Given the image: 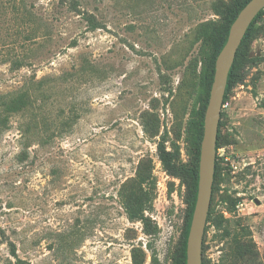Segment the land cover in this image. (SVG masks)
<instances>
[{"label": "rangeland", "instance_id": "obj_1", "mask_svg": "<svg viewBox=\"0 0 264 264\" xmlns=\"http://www.w3.org/2000/svg\"><path fill=\"white\" fill-rule=\"evenodd\" d=\"M244 1L0 0V264H180L200 73ZM217 143L203 263L264 264V15Z\"/></svg>", "mask_w": 264, "mask_h": 264}, {"label": "water", "instance_id": "obj_2", "mask_svg": "<svg viewBox=\"0 0 264 264\" xmlns=\"http://www.w3.org/2000/svg\"><path fill=\"white\" fill-rule=\"evenodd\" d=\"M264 9V0H250L231 24L214 65L213 82L204 113L200 144L197 195L186 241V264H202V245L214 183L216 142L229 72L252 21ZM254 202L259 205L257 199Z\"/></svg>", "mask_w": 264, "mask_h": 264}, {"label": "trees", "instance_id": "obj_3", "mask_svg": "<svg viewBox=\"0 0 264 264\" xmlns=\"http://www.w3.org/2000/svg\"><path fill=\"white\" fill-rule=\"evenodd\" d=\"M250 0H245L244 2H242L241 4L235 5L233 12L231 13L230 17L227 19L226 24L223 28L222 34L218 40V42L216 43L213 51L210 53V55L207 58V61L200 73V77L202 79V84H203V89H201V99L198 102V108L196 109L195 106V111H194V119L193 122L191 124V139H192V144L194 147V155H195V159H194V164L192 166V168H190L188 170V175L190 178V182H191V196H190V204H189V209H188V213H187V217H186V223H185V230H184V237H183V243H182V251H181V255H180V264H186V241H187V236H188V231H189V227H190V222H191V218H192V214H193V209H194V205H195V201H196V195H197V184H198V164H199V155H200V144H201V140H202V136H203V120H204V113L206 110V106L208 103V98H209V92H210V88L213 82V76H214V65H215V60L219 54V52L221 51V49L223 48L226 39H227V35L229 32V28L231 26V24L233 23V21L235 20V18L237 17L238 13L241 11V9L249 2ZM264 15V9L262 11L259 12V14L256 16V18L252 21V23L250 24L249 28L246 31V34L240 44V47L236 53L235 59H234V63L232 65V68L229 72L228 75V80H227V87H226V91H225V96H224V101L226 100V97L228 95V92L230 91L231 88V84H232V80L234 77V71L236 69L237 66V61H238V53L240 48L242 47V45L248 40L250 33L252 32L256 22ZM40 90L44 91V82H40L38 87L36 88V91H38V93L40 92ZM31 96L32 93H30L29 89L25 90V94H23V96L17 97V100H12L7 109L10 112H19V111H26L28 108L31 107L32 102L31 101ZM35 102V101H34ZM219 134H220V122H219V127H218V135H217V141L219 138ZM218 155V143L216 142V158ZM161 161L164 164L165 168L167 170H170V164H171V155L169 153H167L166 151L162 150L161 151ZM173 169V168H172ZM215 172H216V163H215ZM214 182H215V174H214ZM213 187H214V183H213ZM212 195H213V189H212ZM211 202H212V197H211ZM211 206V204H210ZM129 211V213H128ZM127 213L131 218H135L134 217V211L132 212L130 209H128ZM209 213H210V209H209ZM209 218V215H208ZM208 222V220H207ZM227 236H229L230 234H228L226 232ZM203 249H204V242L202 245V255H203ZM232 254L235 257L236 260H243L246 257H250L254 255V252L252 250V245L251 243H243L241 242V239L239 238H234L233 239V245H232ZM202 264L203 263V256H202Z\"/></svg>", "mask_w": 264, "mask_h": 264}]
</instances>
